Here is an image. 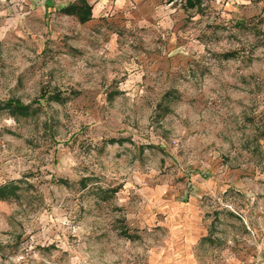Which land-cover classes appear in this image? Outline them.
<instances>
[{
    "label": "rangeland",
    "instance_id": "rangeland-1",
    "mask_svg": "<svg viewBox=\"0 0 264 264\" xmlns=\"http://www.w3.org/2000/svg\"><path fill=\"white\" fill-rule=\"evenodd\" d=\"M146 2L0 0V264L264 254V0Z\"/></svg>",
    "mask_w": 264,
    "mask_h": 264
},
{
    "label": "crops",
    "instance_id": "crops-1",
    "mask_svg": "<svg viewBox=\"0 0 264 264\" xmlns=\"http://www.w3.org/2000/svg\"><path fill=\"white\" fill-rule=\"evenodd\" d=\"M23 1H28L29 3H33L36 0H23ZM80 0H45V5L52 7V8H57L60 12H62L66 16H75L78 20V17L75 13H66L63 10L68 7L69 5H79ZM84 1L89 7H90V13H89V18L84 21L79 23L85 24L88 23L89 25L93 22L96 21V18L98 15L103 11L108 8L109 3H114L115 7L120 6L124 4L126 0H82ZM157 0H148V2H156ZM146 2V3H148ZM27 3V2H26ZM186 3L188 4L189 7H192V0H186ZM149 6V5H147ZM186 239L183 245L185 246H190L192 247V254L191 256L188 255L187 260H182L175 262V264H199L196 258L194 257L193 253V248L200 238L204 237L206 235V230L202 229V227H197L195 225H192V230H188L186 233ZM264 242V241H262ZM262 256H258L252 264H264V254H261ZM260 260V261H258Z\"/></svg>",
    "mask_w": 264,
    "mask_h": 264
},
{
    "label": "trees",
    "instance_id": "trees-1",
    "mask_svg": "<svg viewBox=\"0 0 264 264\" xmlns=\"http://www.w3.org/2000/svg\"><path fill=\"white\" fill-rule=\"evenodd\" d=\"M63 11L66 13H75L78 17V20L80 22H84L89 18L90 7L84 1L80 0L79 5H69ZM12 107L13 109H16L22 113L25 109V106L16 102L13 103ZM10 187L11 186H9L8 188H6L5 186H0V195L4 197L8 193H12V189Z\"/></svg>",
    "mask_w": 264,
    "mask_h": 264
},
{
    "label": "built area",
    "instance_id": "built-area-1",
    "mask_svg": "<svg viewBox=\"0 0 264 264\" xmlns=\"http://www.w3.org/2000/svg\"><path fill=\"white\" fill-rule=\"evenodd\" d=\"M258 261H260V260H258Z\"/></svg>",
    "mask_w": 264,
    "mask_h": 264
}]
</instances>
